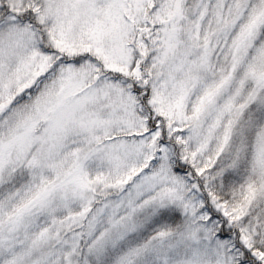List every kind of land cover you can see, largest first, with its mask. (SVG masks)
I'll return each mask as SVG.
<instances>
[{"label": "snow or ice", "instance_id": "1", "mask_svg": "<svg viewBox=\"0 0 264 264\" xmlns=\"http://www.w3.org/2000/svg\"><path fill=\"white\" fill-rule=\"evenodd\" d=\"M0 264H264V0H0Z\"/></svg>", "mask_w": 264, "mask_h": 264}]
</instances>
